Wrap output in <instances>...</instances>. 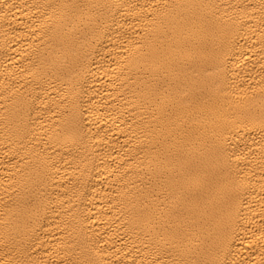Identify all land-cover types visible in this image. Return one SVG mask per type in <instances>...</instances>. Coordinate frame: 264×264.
Here are the masks:
<instances>
[{"label":"bare ground","instance_id":"obj_1","mask_svg":"<svg viewBox=\"0 0 264 264\" xmlns=\"http://www.w3.org/2000/svg\"><path fill=\"white\" fill-rule=\"evenodd\" d=\"M0 264H264V0H0Z\"/></svg>","mask_w":264,"mask_h":264}]
</instances>
